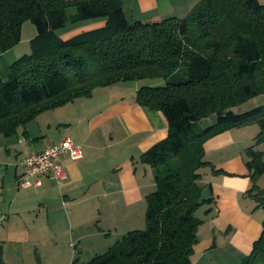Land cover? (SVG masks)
<instances>
[{
  "label": "trees",
  "instance_id": "trees-1",
  "mask_svg": "<svg viewBox=\"0 0 264 264\" xmlns=\"http://www.w3.org/2000/svg\"><path fill=\"white\" fill-rule=\"evenodd\" d=\"M75 14L68 15V9ZM30 22L31 52L0 80V136L12 137L41 114L99 88L160 80L143 86L136 103L161 112L167 137L140 162L153 169L155 191L146 197V228L128 232L86 264H191L202 221L204 144L224 132L256 125L260 132L245 150L251 188L247 195L264 211V106L234 110L264 95V3L260 0H201L182 19L130 20L123 0H0V56L22 40ZM89 22L102 27L64 40ZM215 117V123H202ZM0 264H4L0 250ZM73 264H77L74 261ZM242 264H264L262 233Z\"/></svg>",
  "mask_w": 264,
  "mask_h": 264
},
{
  "label": "crops",
  "instance_id": "crops-1",
  "mask_svg": "<svg viewBox=\"0 0 264 264\" xmlns=\"http://www.w3.org/2000/svg\"><path fill=\"white\" fill-rule=\"evenodd\" d=\"M200 1L123 0V9L133 21L182 19ZM103 25H85L62 39ZM12 51L0 56V80L19 57ZM127 85L96 89L89 99L41 114L12 137L0 136L4 264H84L82 259L104 254L135 230L136 212H146V197L155 191L153 170L140 157L167 137L168 124L161 112L136 103L139 84ZM258 132L255 126L233 129L204 144V160L225 174L202 170L204 199L212 202L195 214L202 224L191 264H242L261 236L264 211L247 195L251 182L245 165V150ZM65 139L83 148L78 161L59 159L67 180L43 177L38 187H20L22 160ZM258 186L264 189V181Z\"/></svg>",
  "mask_w": 264,
  "mask_h": 264
},
{
  "label": "built area",
  "instance_id": "built-area-1",
  "mask_svg": "<svg viewBox=\"0 0 264 264\" xmlns=\"http://www.w3.org/2000/svg\"><path fill=\"white\" fill-rule=\"evenodd\" d=\"M82 156V146L74 145L70 139L49 146L42 152L27 155L20 163L23 173L19 178V186L22 188L38 187L43 177L62 183L67 180V173L58 162L59 159L68 157L75 162Z\"/></svg>",
  "mask_w": 264,
  "mask_h": 264
},
{
  "label": "rangeland",
  "instance_id": "rangeland-1",
  "mask_svg": "<svg viewBox=\"0 0 264 264\" xmlns=\"http://www.w3.org/2000/svg\"><path fill=\"white\" fill-rule=\"evenodd\" d=\"M75 11H76L75 8L71 7L70 9H68V15L71 16V15L75 14ZM93 23L94 22L85 23L84 26L85 25H90V24H93ZM75 30H77V29H75ZM64 32H65V30L64 31L63 30L60 31L59 35L63 36ZM35 35H36L35 27L30 22H26L23 25V27H22V40H21V42L14 49H12L13 53H11V54H13L15 56L19 55V57L15 58V59L18 60L22 56L27 55V54H29L31 52V50H30V39H32ZM159 82H162V81H160V80H157V81H155V80H145V81H139V82H129L127 86H134V84H139L141 87H143L144 85L148 86L149 84H155V83H159ZM119 84H127V83H119ZM244 106H247V107H244ZM260 106H264V95H261V96L255 98V99H252L251 101L247 102L243 106L237 108L236 111L243 108L244 110H240V112H237V113H243V112L251 111L252 109H255V108L260 107ZM214 123H215V117H212V118L207 119L206 121H204L202 123V127L205 128V127H208V126H210V125H212ZM253 126H255V127H257L259 129L258 126H256V125H253ZM249 127H251V126H249ZM259 132H260V129H259ZM259 132H258V134H259ZM254 142H255V139H254ZM258 149H259V151H262V153L264 154V143L262 145L258 146ZM260 181H264V174L259 179L258 183ZM206 196H207V191L204 192L203 198L206 197ZM195 217H196V215H195ZM134 218L136 220L135 230H144L146 228L145 212L140 216V214H138V211H137L136 212V216ZM196 218H198V217H196ZM90 260H91V258H84V259H82L81 263L86 264Z\"/></svg>",
  "mask_w": 264,
  "mask_h": 264
}]
</instances>
